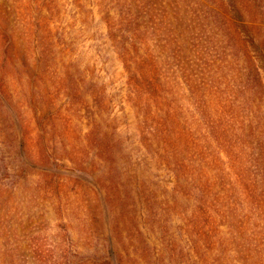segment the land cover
<instances>
[{"label": "rangeland", "instance_id": "obj_1", "mask_svg": "<svg viewBox=\"0 0 264 264\" xmlns=\"http://www.w3.org/2000/svg\"><path fill=\"white\" fill-rule=\"evenodd\" d=\"M230 1L0 0V264H264V0Z\"/></svg>", "mask_w": 264, "mask_h": 264}, {"label": "trees", "instance_id": "obj_2", "mask_svg": "<svg viewBox=\"0 0 264 264\" xmlns=\"http://www.w3.org/2000/svg\"><path fill=\"white\" fill-rule=\"evenodd\" d=\"M230 3H231L233 10L238 13L239 19H240L243 27L248 31V27L246 25L245 18L243 17L242 13L239 11V8L237 7L236 1L231 0ZM254 44H255V42H254ZM249 64L252 68V71H251L252 73H250V74H251V76L254 77L255 81H257L259 91L262 94H264V72L261 73L262 71H264V68L260 69V67L256 66L255 63H253V62H250Z\"/></svg>", "mask_w": 264, "mask_h": 264}]
</instances>
